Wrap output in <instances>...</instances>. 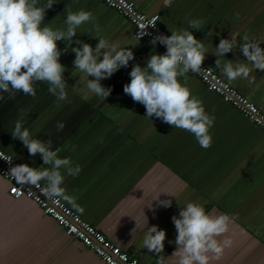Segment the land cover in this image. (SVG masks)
<instances>
[{"label": "crops", "instance_id": "crops-1", "mask_svg": "<svg viewBox=\"0 0 264 264\" xmlns=\"http://www.w3.org/2000/svg\"><path fill=\"white\" fill-rule=\"evenodd\" d=\"M130 1L149 15L158 13L160 25L170 34V29L189 28L190 20H200L201 29L192 31L204 43V62L226 81L216 60L221 59V64L226 59L247 63L238 47L243 36L264 38V0ZM46 3L40 0V5ZM54 3L46 11L45 25L64 27L67 5L73 11L84 9L92 13V19L77 28L73 41L95 48L103 38L120 48H131L135 59L101 80L112 90L101 101L86 87L88 79L94 77L75 70V53L71 49L63 52L67 42L58 41L63 52L60 62L66 68L67 99L57 101L46 82L34 84L35 97L17 92L10 99L8 93L0 92V149L19 164L47 167L42 166V157L30 155L11 131L22 118L33 138L51 139L61 158L69 157L73 166L78 164L82 169L76 177L66 176L63 185L85 209L79 214L142 264H160V257L164 264H175L177 233L172 217L190 201L234 218L226 235L233 237L235 244L212 264H264V131L191 71L187 86L215 117L211 147L204 149L191 133L155 116L147 117L145 106L125 94L124 86L131 80L133 66L146 67L151 54L166 50L151 44L150 39H136L131 21L102 0ZM97 24L99 32L95 31ZM232 33L237 34V47L224 57L215 55L220 40ZM78 46L72 44V48ZM260 46L264 48V43ZM253 76L251 84L245 79L230 83L264 112V71L253 70L250 78ZM59 122L65 124L62 131L57 130ZM8 188L9 181L0 175V264H105L44 214L37 203L25 197L13 198ZM169 199L171 207L160 204ZM153 225L167 234L160 254L143 245L144 231Z\"/></svg>", "mask_w": 264, "mask_h": 264}, {"label": "clouds", "instance_id": "clouds-1", "mask_svg": "<svg viewBox=\"0 0 264 264\" xmlns=\"http://www.w3.org/2000/svg\"><path fill=\"white\" fill-rule=\"evenodd\" d=\"M54 4V0H47L44 5H40V0H0V92L8 93L10 99H14L17 92L35 97L34 84L46 82L49 93L57 101H65L68 96L63 76L66 68L60 57L71 49L75 53V70L94 77L88 79L87 89L105 101L112 90L103 86L101 80L127 67L135 59L134 52L131 48H120L99 37L95 48L81 40L73 41L77 28L92 19V13L84 9L73 11L67 5L64 27L54 29L45 25L46 11ZM201 23L200 20H190L191 30L170 29V36L160 34L152 37L151 44L164 45L167 50L164 54H151L146 67L140 64L133 66L131 80L125 84L124 93L145 106L147 117L155 116L174 128L191 133L198 144L207 149L212 144L210 129L215 117L206 112L203 102L187 86V73H200L206 58L203 41L198 40L192 31L200 30ZM150 25L156 27L155 23ZM100 30L97 24L95 31ZM145 34L151 35L144 31L141 36ZM242 39L243 43L238 47L247 58V63L226 59L221 64V59H217L216 66L229 82L245 79L251 84L255 82V77L250 78V73L253 70L264 71V48L260 46L264 38L256 40L245 35ZM61 40L67 42L63 52L57 44ZM236 42L237 34L232 33L230 38L220 40L214 54L224 57L237 47ZM73 43L79 46L72 48ZM2 99L3 96H0ZM64 127L63 122L57 124L58 131ZM11 132L14 139L22 141L30 155L39 154L42 166H47L34 168L19 164L12 167L10 175L16 183L40 188L43 181L41 191L46 198L62 199L83 214L85 209L63 187L66 176H78L81 167L78 164L73 166L69 157L61 158L60 149L53 150L51 139L33 138L29 129L24 127L22 118L15 121ZM160 204L171 207L172 200H162ZM232 219L226 214L208 211L198 202L190 201L181 207L179 215L172 217L177 233L174 241L177 250L173 255L175 264H212L213 261H220L235 244L234 238L226 235L231 230ZM166 235V231L156 225L147 227L142 236L143 245L149 252L160 254L164 250ZM160 264H164L163 257H160Z\"/></svg>", "mask_w": 264, "mask_h": 264}, {"label": "built area", "instance_id": "built-area-1", "mask_svg": "<svg viewBox=\"0 0 264 264\" xmlns=\"http://www.w3.org/2000/svg\"><path fill=\"white\" fill-rule=\"evenodd\" d=\"M108 6L117 9L127 17L134 26L133 36L136 39H152V37L164 34L170 36L159 23L158 13L149 15L139 10L135 3L130 0H102ZM155 23L156 27L150 24ZM147 27V28H146ZM151 35H143V32ZM166 49L164 45L157 44ZM202 71L194 73L206 87L220 95L224 101L236 107L244 114L251 123L264 131V112L260 107L245 96L239 89L230 82L223 79L207 63L203 62ZM193 73V72H192ZM8 161H11L9 163ZM19 165L13 156L0 149V175L9 181L8 193L13 198H28L33 200L42 209L43 213L55 219L58 224L64 227L66 233L81 241L87 248L94 251L105 264H142L138 258L130 255L127 251L113 243L102 231L90 221L84 219L78 212L69 206L62 199L49 200L42 193L40 188L32 185L17 184L10 175L12 167Z\"/></svg>", "mask_w": 264, "mask_h": 264}, {"label": "trees", "instance_id": "trees-1", "mask_svg": "<svg viewBox=\"0 0 264 264\" xmlns=\"http://www.w3.org/2000/svg\"><path fill=\"white\" fill-rule=\"evenodd\" d=\"M19 199V198H18Z\"/></svg>", "mask_w": 264, "mask_h": 264}]
</instances>
